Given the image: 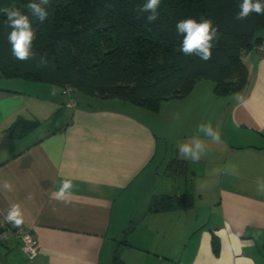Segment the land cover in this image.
Returning <instances> with one entry per match:
<instances>
[{
    "label": "crops",
    "instance_id": "1",
    "mask_svg": "<svg viewBox=\"0 0 264 264\" xmlns=\"http://www.w3.org/2000/svg\"><path fill=\"white\" fill-rule=\"evenodd\" d=\"M242 61L240 90L219 96L200 79L156 113L33 81L0 85V218L19 204L21 226L39 244L30 260L10 237L0 243V264H113L115 253L121 264H264V196L256 191L264 179V48ZM20 118L40 125L12 139L7 128ZM202 123L219 128L220 144L198 131ZM193 137L207 145L198 162L179 152ZM172 158L186 161V173L165 174ZM65 179L74 185L69 203L51 198ZM185 193L190 207L149 210L155 194Z\"/></svg>",
    "mask_w": 264,
    "mask_h": 264
},
{
    "label": "trees",
    "instance_id": "2",
    "mask_svg": "<svg viewBox=\"0 0 264 264\" xmlns=\"http://www.w3.org/2000/svg\"><path fill=\"white\" fill-rule=\"evenodd\" d=\"M30 0H0V9L15 6L27 12ZM146 0H50L49 17L33 21L35 57L20 61L13 57L0 11V75L42 81L99 99H119L151 112L162 102L181 99L191 93L200 79L214 82L213 92L222 96L243 88L247 69L244 52L258 45L264 36V16L251 14L234 19L240 0H161L160 17L146 21L136 9ZM201 16L218 27L208 61L185 56L179 49L183 37L176 34L177 21ZM48 62L41 64L40 58ZM40 125L36 119L20 118L8 128V136L20 138ZM187 163L170 159L168 175H183ZM191 194H155L149 210L166 211L192 206ZM213 245L218 241L213 238ZM113 264H121L118 254Z\"/></svg>",
    "mask_w": 264,
    "mask_h": 264
},
{
    "label": "clouds",
    "instance_id": "3",
    "mask_svg": "<svg viewBox=\"0 0 264 264\" xmlns=\"http://www.w3.org/2000/svg\"><path fill=\"white\" fill-rule=\"evenodd\" d=\"M160 4L161 0H146L143 5L136 9L138 18L140 15L146 14L145 19L147 22H156L160 17L158 11ZM49 6L50 0H30L27 4V12H21L14 5L0 9L6 17L4 25L10 29L7 39L11 45L12 55L17 60L25 61L37 55L33 50V41L36 38L33 21L43 24L49 17ZM238 9L234 17L238 21L246 20L253 13L264 16V0H240ZM175 30L177 35L183 37L179 49L182 54L185 56L194 55L204 61L211 59L214 41L219 38L218 27L214 25L211 19L204 16H201L199 20L196 18L182 19L176 22ZM40 62L46 64L48 61L41 57ZM52 94H56L55 88H53ZM237 99L239 100L240 97H237ZM198 131L203 133L205 137L210 138L215 144L222 142L219 128L214 129L211 123L200 124ZM178 147L181 156L193 162H198L207 151L206 143L199 137H193L190 141L182 143ZM224 172L226 175L237 174V170L233 166H226ZM256 185L257 194L264 196V179H257ZM2 188L11 191L12 184L5 180ZM73 188L72 181L65 179L61 182L59 189L52 193L51 198L69 203ZM29 198L31 199V196ZM4 219L15 227H20L24 222L20 205L12 204ZM259 235L257 233V238H259Z\"/></svg>",
    "mask_w": 264,
    "mask_h": 264
},
{
    "label": "built area",
    "instance_id": "4",
    "mask_svg": "<svg viewBox=\"0 0 264 264\" xmlns=\"http://www.w3.org/2000/svg\"><path fill=\"white\" fill-rule=\"evenodd\" d=\"M258 48H264V39L258 44ZM62 92L70 94L72 92L71 87L67 86L62 88ZM75 101L69 100L67 106L73 107ZM10 237L17 238L20 241V249L27 256L28 259L33 260L39 253V244L32 237V235L26 231L23 226L15 227L10 226L5 219L0 218V243L5 242Z\"/></svg>",
    "mask_w": 264,
    "mask_h": 264
},
{
    "label": "rangeland",
    "instance_id": "5",
    "mask_svg": "<svg viewBox=\"0 0 264 264\" xmlns=\"http://www.w3.org/2000/svg\"><path fill=\"white\" fill-rule=\"evenodd\" d=\"M262 33V31H258V35L259 34H261ZM31 80H25V79H20V78H5V77H0V85H5L6 87H15V86H18V87H20L21 86V84L22 83H20V82H23V83H25V82H30ZM19 82V83H18ZM33 82H37L38 84H46V85H48V86H55V87H58L59 88V86L57 85H52V84H50V83H47V82H43L42 83V81H33ZM27 84V83H26ZM28 87V86H27ZM169 100H167V101H163L162 102V105H161V108H164V106L166 105V103L168 102ZM179 104H181V101H179ZM181 106V105H180ZM160 171H162V166L160 167Z\"/></svg>",
    "mask_w": 264,
    "mask_h": 264
}]
</instances>
